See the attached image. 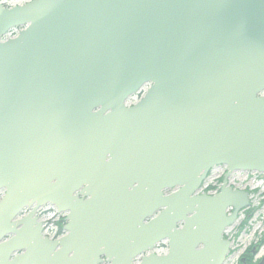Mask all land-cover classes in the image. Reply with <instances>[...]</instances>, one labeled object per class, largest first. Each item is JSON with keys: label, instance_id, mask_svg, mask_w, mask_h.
<instances>
[{"label": "water", "instance_id": "water-1", "mask_svg": "<svg viewBox=\"0 0 264 264\" xmlns=\"http://www.w3.org/2000/svg\"><path fill=\"white\" fill-rule=\"evenodd\" d=\"M235 170L264 173V0L0 3V264H224Z\"/></svg>", "mask_w": 264, "mask_h": 264}, {"label": "rangeland", "instance_id": "rangeland-1", "mask_svg": "<svg viewBox=\"0 0 264 264\" xmlns=\"http://www.w3.org/2000/svg\"><path fill=\"white\" fill-rule=\"evenodd\" d=\"M6 1L14 5L23 4L27 0ZM224 169V166L213 168L201 191L216 192L215 189L221 185ZM230 184L237 189L250 192V205L241 211L237 221L225 234L231 241V247L224 264H245L242 262L244 256H247L246 264L249 260L257 264L264 254V241L261 242L264 237V173L235 170L229 177ZM59 220L60 218L55 215L52 219L54 227H57ZM254 247H256L255 253H253Z\"/></svg>", "mask_w": 264, "mask_h": 264}, {"label": "flooded vegetation", "instance_id": "flooded-vegetation-1", "mask_svg": "<svg viewBox=\"0 0 264 264\" xmlns=\"http://www.w3.org/2000/svg\"><path fill=\"white\" fill-rule=\"evenodd\" d=\"M25 1H26V0H25ZM139 99H140V96H139L138 98H137V97H132V98H130V99H129V105H133V104H135ZM219 166H224V167H225L224 172H223V175H222V177H221L222 180H221V185H220V187H219L218 189H215L216 192H214V193H209L210 191H201L200 193L215 194V193L219 192L221 186L223 185L224 178H225L226 174L228 173V170H227V168H226L225 165H217V166H214L213 168H215V167H219ZM213 168L209 171V173H208L207 177L205 178V180L203 181L201 187L204 185L206 179L209 177V174H210V172L213 170ZM231 173H232V172H231ZM231 173H230L229 176L227 177V184H228V185H229V177H230ZM229 186L235 188V187L232 186L231 184H230ZM169 192H170V190H166V191H165V193H169ZM3 194H4V190H1V191H0V197H1ZM231 212H232V208H229L228 211H227V213L230 214ZM240 213H241V212H239V214H240ZM67 215H68V213H62V212H60L59 210L57 211L56 216H57L58 218H60L58 224H61L60 226L57 224V227H56V228H57V231H56V236H57V238H60V237L66 235V234L68 233L67 230H66V225H67V222H68V221H67ZM183 225H184V222L181 221L180 223H178L177 227H178V228H182ZM231 226H233V225H231ZM231 226L227 227V228L225 229V231H224V238L227 239V240H229V241H230V239L227 238V237L225 236V234L227 233L228 228H230ZM230 242H231V241H230ZM230 247H231V245H230ZM168 251H169V240H168V239H167V240H163V241L158 242L157 244H155V247H154V249H153V252H154L155 254H158V255H164V254H167ZM229 252H230V248H229ZM229 252H228V254H229ZM253 253H254V252H253ZM228 254H227V255H228ZM142 256H143V255L138 256V257L136 258V262H139L140 259L142 258ZM226 258H227V256H226ZM225 260H226V259H225ZM242 262H244V263L246 264V262H247V256H244V257L242 258ZM104 264H106V263H104Z\"/></svg>", "mask_w": 264, "mask_h": 264}, {"label": "built area", "instance_id": "built-area-1", "mask_svg": "<svg viewBox=\"0 0 264 264\" xmlns=\"http://www.w3.org/2000/svg\"><path fill=\"white\" fill-rule=\"evenodd\" d=\"M39 214L41 215V218L44 222V233L49 236L50 238H54L56 237V231L57 228L54 227L53 223H52V219L54 218V216L56 215V211H51L49 207L47 208H42L39 211Z\"/></svg>", "mask_w": 264, "mask_h": 264}, {"label": "trees", "instance_id": "trees-1", "mask_svg": "<svg viewBox=\"0 0 264 264\" xmlns=\"http://www.w3.org/2000/svg\"><path fill=\"white\" fill-rule=\"evenodd\" d=\"M263 241H264V237L261 239V242H263ZM247 264H255V263H253L252 260H249V262Z\"/></svg>", "mask_w": 264, "mask_h": 264}]
</instances>
